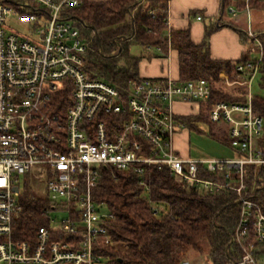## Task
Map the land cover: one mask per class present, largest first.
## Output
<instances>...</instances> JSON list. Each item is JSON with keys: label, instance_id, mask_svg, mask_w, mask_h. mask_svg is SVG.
Instances as JSON below:
<instances>
[{"label": "built area", "instance_id": "built-area-1", "mask_svg": "<svg viewBox=\"0 0 264 264\" xmlns=\"http://www.w3.org/2000/svg\"><path fill=\"white\" fill-rule=\"evenodd\" d=\"M235 1L244 7L231 4L226 10L249 15L250 0ZM82 4L0 0V264H108L100 249L113 244L114 214L94 190L107 170L141 176L147 166L167 167L212 196L235 191L240 214L230 242L243 255L232 264H264L255 242L247 240L251 232L264 244V199L258 195L264 188V118L252 103L264 57L260 32L250 24L245 29L259 57L235 65V79L248 90L246 101L216 100L210 111L212 122L228 124L235 156H183L174 145L182 129L174 105L193 103L199 113L201 102L212 96L210 80L168 73L119 86L94 77L86 66L88 41L72 15ZM150 14L156 17L154 9ZM165 23L170 46L168 16ZM248 166L255 177L251 186ZM31 180L41 183L45 194L37 196L47 204L33 240L14 235L23 208L20 182ZM151 207L162 211L158 204ZM53 212L67 215L58 219Z\"/></svg>", "mask_w": 264, "mask_h": 264}, {"label": "trees", "instance_id": "trees-1", "mask_svg": "<svg viewBox=\"0 0 264 264\" xmlns=\"http://www.w3.org/2000/svg\"><path fill=\"white\" fill-rule=\"evenodd\" d=\"M169 1L83 0L72 15L89 44L86 66L90 73L119 86L141 77L142 58H153L148 46L167 49L165 19ZM232 3L244 7L242 1L223 0L224 8ZM250 7L264 14V0H250ZM152 9L156 11L155 18L151 17ZM214 28L206 27L200 43L192 40L189 28L170 31V46L179 55L180 78L204 77L212 85V96L201 102L199 113L178 115L177 121L190 130L207 122L213 138L229 145L228 124L223 120L212 122L210 111L216 100L246 101L247 87L234 75L235 65L245 59L211 57L206 45ZM260 36L264 41L263 31ZM135 45L143 47V55H135ZM259 74L264 87V57ZM252 103L255 113L264 118V96H253ZM261 143L264 145V134ZM254 179L253 168L248 166L247 184L251 186ZM94 194L114 214L109 222L113 244L100 249L109 258L108 264H181L189 252H202L205 242L213 264H231L242 258L237 243H230L240 214L235 191L223 190L212 196L171 174L167 167L147 166L141 176L133 170L105 171ZM258 195L264 199V188L258 190ZM153 204L165 211L155 212ZM46 205L43 198L24 194L22 213L15 220L16 238L33 240L37 226L44 221L40 213ZM247 240L255 242L261 255L264 253V244L251 232Z\"/></svg>", "mask_w": 264, "mask_h": 264}, {"label": "crops", "instance_id": "crops-1", "mask_svg": "<svg viewBox=\"0 0 264 264\" xmlns=\"http://www.w3.org/2000/svg\"><path fill=\"white\" fill-rule=\"evenodd\" d=\"M225 11L226 7L224 8L223 0H170L167 10L168 27L170 29L189 28L192 40L195 43H200L204 38V32L208 26V24L206 25L202 21L207 16L210 21L214 20V24L210 23L212 24L211 26L216 27L215 32L210 38L211 57L231 60L251 59V54L247 51V48L249 49V45H251V41L245 34L247 27L242 26L244 24L240 20V16H243V21L244 16H247L248 25H251V12L249 15L242 11L238 12V17L236 16V19L232 20L225 16ZM198 15L201 16L200 19L197 18ZM165 25L167 27L166 23ZM255 30L258 31L257 29ZM262 31L264 32V28H262ZM167 34L168 29L166 28V37H168ZM147 52L145 53L146 55L148 54ZM149 53L153 55V58L144 56L139 64L141 77H162L169 73L172 77L180 78L179 55L176 49L168 45L166 51L162 50L159 52L155 47H152L149 49ZM141 68H145L147 70L146 73L142 74ZM184 104L188 108L183 110L175 109L176 105L183 106ZM174 109L178 115H193L198 113L196 105L193 103L177 102L174 105ZM182 130L188 131L189 129L182 128ZM181 131L175 135L174 145L183 156H188L191 154L190 149L186 148V151H182L181 146H179ZM176 140H178L177 143ZM221 144L225 147L227 153V156L222 158L235 156V151L229 148L228 144Z\"/></svg>", "mask_w": 264, "mask_h": 264}, {"label": "rangeland", "instance_id": "rangeland-1", "mask_svg": "<svg viewBox=\"0 0 264 264\" xmlns=\"http://www.w3.org/2000/svg\"><path fill=\"white\" fill-rule=\"evenodd\" d=\"M251 26L253 29H257L258 31H262V28H264V14L258 13L251 11ZM225 16L229 17L232 20L236 19L237 14H231L227 10L225 11ZM238 17V16H237ZM241 17V22L244 24L245 28L248 26V19L247 16H244V21H243V16ZM203 23L208 26H211L214 24V20L210 21L207 16L204 17ZM212 23V24H210ZM14 25V21L12 23ZM18 24V23H15ZM210 24V25H209ZM15 26V25H14ZM20 29H24V27L18 26ZM216 27L214 30L211 32L209 38H208V43L206 45V48L209 49L210 52V38L212 34L215 32ZM205 33V32H204ZM135 55L141 56L144 53V49L142 46L135 45V47L132 49ZM248 53L251 54L252 58H258L259 57V52L252 46L249 45V49L247 48ZM145 68H141V73L144 74L146 73ZM261 74L257 76L255 79L253 85H252V94L254 96H264V87L261 86ZM188 108L187 105H176L175 109L177 110H183ZM198 129H189L188 131L182 130L180 134V143L179 146H181L182 151H186V148H189L191 151L192 156H203V157H218L222 158L227 156V153L225 151V147L219 143L215 138L212 136V130L211 126L207 122H200L197 124ZM190 132V133H189ZM190 137V139H189ZM190 140V141H189ZM178 140H176V143ZM264 178V173L262 175ZM20 189L21 193L31 196V195H39V196H44V191L42 190L41 183L38 181H33L31 180L30 182H20ZM162 211H165L164 208H161ZM161 211V212H162ZM67 215L66 212H53V216L57 217L58 219L63 218ZM262 259H264V253L260 256ZM185 263L187 264H213L210 256H209V246L205 242L203 243V251L202 252H197V251H191L188 253L186 256ZM232 264V263H231Z\"/></svg>", "mask_w": 264, "mask_h": 264}, {"label": "water", "instance_id": "water-1", "mask_svg": "<svg viewBox=\"0 0 264 264\" xmlns=\"http://www.w3.org/2000/svg\"><path fill=\"white\" fill-rule=\"evenodd\" d=\"M231 243V242H230Z\"/></svg>", "mask_w": 264, "mask_h": 264}]
</instances>
